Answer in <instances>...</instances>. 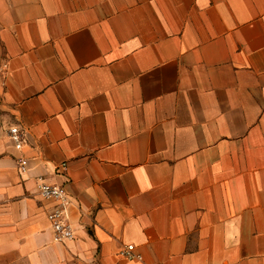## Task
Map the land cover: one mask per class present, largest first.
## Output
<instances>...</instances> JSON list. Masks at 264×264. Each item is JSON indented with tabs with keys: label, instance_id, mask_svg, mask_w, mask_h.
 Segmentation results:
<instances>
[{
	"label": "crops",
	"instance_id": "obj_1",
	"mask_svg": "<svg viewBox=\"0 0 264 264\" xmlns=\"http://www.w3.org/2000/svg\"><path fill=\"white\" fill-rule=\"evenodd\" d=\"M0 264H264V0H0Z\"/></svg>",
	"mask_w": 264,
	"mask_h": 264
},
{
	"label": "built area",
	"instance_id": "obj_2",
	"mask_svg": "<svg viewBox=\"0 0 264 264\" xmlns=\"http://www.w3.org/2000/svg\"><path fill=\"white\" fill-rule=\"evenodd\" d=\"M9 136L13 141L15 148L21 150L24 144L22 131L19 127H11L9 129ZM65 168V165H63ZM20 169L24 173L27 171V160L20 161ZM39 193L46 200H53L57 202V206L53 211L47 215V219L51 224L54 232V240L58 243H64L74 238V226L71 223L69 215L70 201L67 196V190L64 186L48 184L43 181L39 184ZM134 245H127L121 251V256L133 259L140 258L134 253Z\"/></svg>",
	"mask_w": 264,
	"mask_h": 264
}]
</instances>
